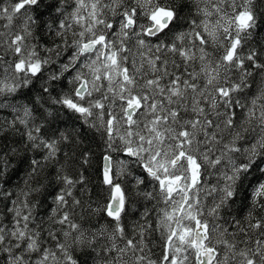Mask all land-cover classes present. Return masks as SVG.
I'll return each instance as SVG.
<instances>
[{
    "label": "snow or ice",
    "instance_id": "6c2138e0",
    "mask_svg": "<svg viewBox=\"0 0 264 264\" xmlns=\"http://www.w3.org/2000/svg\"><path fill=\"white\" fill-rule=\"evenodd\" d=\"M0 18L8 29L0 32V113H8L0 134L12 131L44 153L30 160L29 177L56 160L69 137L45 139L43 125L32 123L37 104L53 116L39 103L46 94L100 134L107 191L92 208L107 223L89 234L71 214L81 205L72 190L85 177L57 169L62 187L48 220L61 227L42 228L30 200L39 189L4 187L17 148L0 135L3 264H264V216L229 220L248 189L252 208L264 211V87L246 92L250 69L264 73V63L255 48L245 53L264 27V0H9ZM36 27L59 38L43 49L49 55L29 40ZM64 79L69 91L52 97ZM37 83L34 96L23 91ZM128 185L157 209L155 222L144 209L132 237L124 223ZM157 232L161 252L153 259L149 237Z\"/></svg>",
    "mask_w": 264,
    "mask_h": 264
},
{
    "label": "trees",
    "instance_id": "16d2710c",
    "mask_svg": "<svg viewBox=\"0 0 264 264\" xmlns=\"http://www.w3.org/2000/svg\"><path fill=\"white\" fill-rule=\"evenodd\" d=\"M9 0H0V5L7 6ZM187 16V10L183 13ZM48 19L47 16L44 17ZM7 23L5 19L0 18V32H7L8 29L4 27ZM16 23V22H14ZM15 30V29H14ZM32 43L39 46V51L42 56L49 55L44 52V48L53 47L59 42V38L46 32L42 27H36L34 30V39L29 38ZM250 48H255L260 53L259 62L264 63V27L256 30L250 38L248 44L245 47V53ZM209 51H213L211 48ZM9 59L10 57H5ZM63 58V57H62ZM52 59L56 60L54 54ZM179 63V57H174ZM59 61L56 64L49 66L50 69H58ZM253 71V76L249 77L250 89H246L249 97L257 94L258 90L264 87V73L259 69H250ZM45 79L48 76V72L44 73ZM69 74H66L68 76ZM71 85L68 84L67 79L57 82L56 86L51 89L52 97H56L61 92L69 91ZM40 84H36V88L32 93H28L27 89L23 91L26 94L34 96L39 91ZM43 104L44 108L53 112V116L45 117L42 108L39 104L36 106L34 116L36 119L32 121L34 124H42L40 135L45 139L56 138L60 132L65 133L69 139L67 141H61L58 145L60 152L57 154L56 160L47 163L46 166L38 170V175L28 176L31 171L29 163L31 159L42 160L43 152L39 150H29L25 147L26 138L20 135H14L12 131L0 134L7 137L8 144L17 148V154L10 156L11 167L8 171V184L4 185L5 188L16 192L19 189L29 190L31 188H38L39 191L32 192L30 200L36 205L34 215L37 217V223L43 221L42 228H60V225L51 224L48 220L51 215L52 209L56 207L54 204V197L59 192L62 184L56 180L57 169L62 167V175L66 174L73 179H78L80 174L83 173L85 177V183L83 185L77 184L73 188V196L81 201V205L76 206L71 210L72 219L81 225L83 229L88 230L89 234L92 230L98 229L101 225L107 223V219L103 213L96 214L92 212V208L106 202L107 191L100 183V168L102 165V156L104 155V142L101 139L99 133L94 129H89L87 125L83 124L78 115L69 112L66 109L61 108L59 105H53L51 100L48 99L45 94L44 99L39 102ZM0 115H8V113H0ZM9 119L11 117L9 116ZM31 126V124H30ZM20 132H24L25 129L21 125H17ZM55 134V135H53ZM4 141L0 140V143ZM46 151V150H45ZM67 154V155H65ZM85 154H87V162L85 163ZM120 157L113 153V161ZM27 181V184H26ZM129 187V203H128V215L125 218L126 234L129 237L133 236V228L137 223H143L141 219V213L145 208L150 209L147 219L155 222L157 216V209L153 207L155 201H146L142 195H137V189L128 185ZM142 187V186H141ZM150 190V189H147ZM243 195H247L248 199H243ZM240 199H237L236 203L232 205V215L229 217L231 221L232 217L240 220L242 224L245 223V217L249 211H252L253 215L257 218L264 216V211L259 209H253L250 202L251 190L243 193ZM71 203V198H68ZM91 205V208H89ZM163 207V205H157V208ZM65 208L64 211H68ZM10 218V217H9ZM7 222V220L5 221ZM252 239L255 240L259 237V232L251 233ZM149 240V247L151 248V254L153 259L158 258L161 252V241L159 239V233H153ZM243 246V245H241ZM0 264L3 261L0 260Z\"/></svg>",
    "mask_w": 264,
    "mask_h": 264
}]
</instances>
